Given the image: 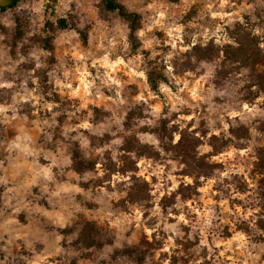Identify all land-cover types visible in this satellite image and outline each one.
Here are the masks:
<instances>
[{"label":"rangeland","instance_id":"374dc122","mask_svg":"<svg viewBox=\"0 0 264 264\" xmlns=\"http://www.w3.org/2000/svg\"><path fill=\"white\" fill-rule=\"evenodd\" d=\"M117 1L139 15L138 49L101 0L0 10V264H264V91L230 60L243 28L264 49V0ZM184 145L210 175L187 173ZM81 218L112 242L76 249Z\"/></svg>","mask_w":264,"mask_h":264},{"label":"trees","instance_id":"16d2710c","mask_svg":"<svg viewBox=\"0 0 264 264\" xmlns=\"http://www.w3.org/2000/svg\"><path fill=\"white\" fill-rule=\"evenodd\" d=\"M103 7L106 10L109 11H116L117 14L126 21L127 28H128V41L131 45L132 49H138L140 44L139 41L135 35V31L138 28L139 23V15L135 11L127 10L120 2L117 0H101ZM15 3L7 8H11L14 6ZM6 9V8H4ZM3 10V9H0ZM56 24L60 28H65L68 26V21L65 18L57 17L55 19ZM52 24L50 22H46V25ZM240 26H238L239 28ZM240 29V28H239ZM51 36L49 35L47 39H44L45 41V48L50 49L51 48ZM234 41L236 43V46L232 48L231 50V62L238 63V67H242L246 69L247 74V80L249 81V84H246V86H254L256 87V92L258 93L260 91H264V49L260 47L258 39L252 35L249 31L241 29L238 34L234 37ZM226 55H227V51ZM218 53V50H217ZM234 53V55H232ZM217 57V54L212 53V51H207L203 58L204 59H210L211 57ZM144 59L147 63L146 68V80L148 83L149 88L157 93L159 90V86L161 82H165L166 78L163 74V72L157 68V65L155 64L154 60H150L147 55H144ZM221 70H218L219 72ZM254 95V94H253ZM128 142V144H127ZM141 146L140 142L135 139V144L129 143V141H126V144H124L123 150L124 151H133L137 152L139 147ZM182 157L184 159V162L186 165L190 167L189 172H187L190 175L198 176H208L210 175V171L214 169V164L208 163L207 161H204L202 157H198L192 154V150L187 148L185 145L182 148ZM95 164V161H90L88 164H85L84 160L80 159V156L78 158H75V156H72V163L71 167L75 171H82L87 169H92ZM254 169L257 170V173L261 175L259 177L258 183H261V185L264 186V151H258L257 152V161L254 163ZM123 171V169L119 170ZM134 180V186L132 189H130V193H137L136 197L138 199L144 198V191L142 186H139L137 179L135 177H132ZM136 182V183H135ZM138 183V184H137ZM262 193V192H259ZM130 200H132L133 194L129 195ZM261 208H264V203H261ZM258 225H262L261 227H264V224H262V220H257ZM256 225V223H255ZM239 229H242L247 232L253 231V226L250 224L249 221H243L242 225L238 226ZM76 238L74 240V247L79 250H88L90 248H101L104 245L110 244L112 242V235H110V231L107 230V228L102 227L94 220H89L86 218H81L77 222L76 226ZM259 239L262 238V236H258ZM116 252V250L114 251ZM125 253H129L128 250L125 251ZM138 259H142L139 257Z\"/></svg>","mask_w":264,"mask_h":264},{"label":"water","instance_id":"95a60500","mask_svg":"<svg viewBox=\"0 0 264 264\" xmlns=\"http://www.w3.org/2000/svg\"><path fill=\"white\" fill-rule=\"evenodd\" d=\"M19 0H0V9L7 8Z\"/></svg>","mask_w":264,"mask_h":264}]
</instances>
